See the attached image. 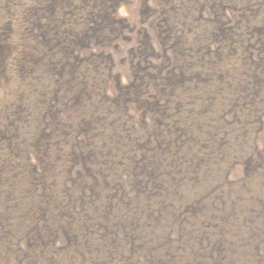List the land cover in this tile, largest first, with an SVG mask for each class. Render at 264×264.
<instances>
[{
  "label": "rangeland",
  "instance_id": "374dc122",
  "mask_svg": "<svg viewBox=\"0 0 264 264\" xmlns=\"http://www.w3.org/2000/svg\"><path fill=\"white\" fill-rule=\"evenodd\" d=\"M0 264H264V0H0Z\"/></svg>",
  "mask_w": 264,
  "mask_h": 264
}]
</instances>
